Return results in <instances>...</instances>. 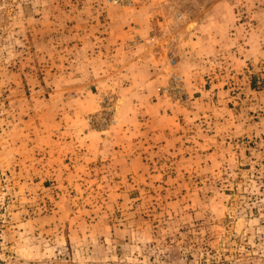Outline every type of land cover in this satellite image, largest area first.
I'll list each match as a JSON object with an SVG mask.
<instances>
[{
	"label": "rangeland",
	"instance_id": "obj_1",
	"mask_svg": "<svg viewBox=\"0 0 264 264\" xmlns=\"http://www.w3.org/2000/svg\"><path fill=\"white\" fill-rule=\"evenodd\" d=\"M0 264H264V0H0Z\"/></svg>",
	"mask_w": 264,
	"mask_h": 264
}]
</instances>
